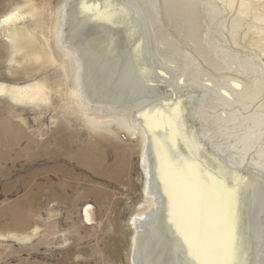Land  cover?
Instances as JSON below:
<instances>
[{
	"label": "rangeland",
	"instance_id": "1",
	"mask_svg": "<svg viewBox=\"0 0 264 264\" xmlns=\"http://www.w3.org/2000/svg\"><path fill=\"white\" fill-rule=\"evenodd\" d=\"M59 2L0 0V17L23 10L16 25L34 35L33 50L41 54L19 64L12 58L21 55L0 40V82L38 81L48 96L34 102L0 96V128L13 124L7 139L15 142L11 148L0 144V264H139V257L167 264L161 236L141 248L129 222L156 195V227L167 213L168 186L157 171L147 95L132 100L119 81L104 88L107 99L84 98L81 108L73 102L76 67L64 68L51 57ZM125 2L135 9L148 62L166 94L198 92L195 114L203 137L226 163L264 178V0ZM113 29L99 34L97 64L115 54ZM98 78L104 85L106 70Z\"/></svg>",
	"mask_w": 264,
	"mask_h": 264
},
{
	"label": "bare ground",
	"instance_id": "2",
	"mask_svg": "<svg viewBox=\"0 0 264 264\" xmlns=\"http://www.w3.org/2000/svg\"><path fill=\"white\" fill-rule=\"evenodd\" d=\"M16 10L0 17V40L8 42L11 53L21 55L19 59L12 56L19 64L26 60H39L41 54L32 47L34 35L16 25L24 16L23 10ZM134 10L125 0H60L56 8V38L51 57L64 68L73 64L76 67V78L73 77L76 84L70 95L79 108L84 98L93 102L107 99L102 96L104 88H112L119 81L125 87L122 93L132 96V100L147 95L148 120L155 133L156 140H153L157 142V171L167 183L165 200L168 203L164 220L161 219L157 227L158 214L153 218L158 205L157 195L155 199H148L146 208L131 215L129 222L137 233V244L142 248V245L150 243V238L153 242L161 236L159 243L168 251L167 264H264L262 174L229 165L210 146L201 134L195 114V105L200 97L198 92L182 90L166 94L163 82L158 80L148 62L144 35ZM114 23L117 26L115 34ZM111 30L113 32L109 36L114 35L112 39H118L119 45L109 61L101 62L104 67L100 69L108 74V83L102 85L98 78L101 63L97 64L98 56L94 52L99 34ZM114 95L108 98L116 102L118 97L113 98ZM0 96L19 102L45 101L48 97L45 86L38 81L27 85L0 82ZM152 96L154 100L150 99ZM87 113L85 115L91 118ZM13 127V124L1 126L3 136L0 144L6 148L15 144L7 139ZM147 149H143L142 164L148 172L151 167ZM98 159L100 164L105 162V154L102 152ZM89 209L87 206L84 210L88 219L91 216ZM186 238L192 243H184ZM161 245L155 248L160 251ZM139 259V264H154L145 257Z\"/></svg>",
	"mask_w": 264,
	"mask_h": 264
},
{
	"label": "snow or ice",
	"instance_id": "3",
	"mask_svg": "<svg viewBox=\"0 0 264 264\" xmlns=\"http://www.w3.org/2000/svg\"><path fill=\"white\" fill-rule=\"evenodd\" d=\"M184 243L191 244L192 241L186 238L185 241H184Z\"/></svg>",
	"mask_w": 264,
	"mask_h": 264
}]
</instances>
